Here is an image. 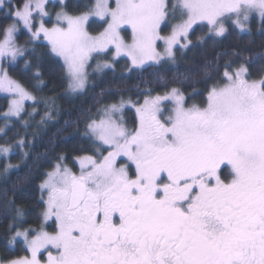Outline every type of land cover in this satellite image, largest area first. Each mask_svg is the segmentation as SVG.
<instances>
[{
  "label": "rangeland",
  "instance_id": "374dc122",
  "mask_svg": "<svg viewBox=\"0 0 264 264\" xmlns=\"http://www.w3.org/2000/svg\"><path fill=\"white\" fill-rule=\"evenodd\" d=\"M66 1L28 0L13 13L14 21L0 41V96L9 99V107L2 117L18 119L26 104L37 101L32 93L8 76L5 67L23 55L24 49L15 42L22 28L34 40L47 43L63 61L68 76L67 91L75 96L85 93L91 78L113 68L119 59H128L133 69L173 61L175 49H186L190 45L189 34L196 25H206L214 36L222 37L226 33L225 20H232L244 31L251 16L264 15V0H170L171 5L169 0H94L88 12L71 16L61 11L54 24L48 26L46 21L51 17L47 6ZM7 2L9 0H0V9L5 8ZM93 20L105 24L97 35L88 31ZM165 24L170 26L168 35L162 34ZM125 32L129 33L128 40ZM128 111L135 114V127L128 123ZM208 121H211L212 131H209L211 138L206 139L232 152L228 161L247 170L248 176L244 177L251 179V189L247 188V180L245 186L241 185L243 179L239 180L238 188L235 181L231 182V189L220 179L214 181L212 171L221 164L215 157H206L205 170H202L197 164L190 166L184 156L162 153L181 154L185 144L180 145L178 139L180 127L190 131L192 135H189L200 142L199 133L194 131ZM88 132L97 143L95 153L76 158L77 169L67 165L64 158L55 164L41 185L45 202L41 227L15 236L16 240L26 243L28 255L0 264H36L40 253L46 250L52 258L65 251L68 253L66 262L53 264H80L79 251L74 248V242L80 240L72 238V228L67 225L68 219H77L70 206L71 187L81 182L104 189L106 193L116 178L131 189L136 183V177L127 180L131 178V167L138 173L136 167L149 162V153L155 150L162 153L159 156L162 161L153 160L152 165L158 173L163 171L155 199L164 208L176 210L185 217L203 215L204 221L199 223L195 233L206 242L197 240L200 243L194 246V263L215 264L219 259L217 250L208 246L213 242L234 250L240 248L232 253L237 258L229 259V264H242V255L248 256L249 262L256 261L264 247V218L259 215L252 218L244 211L250 202V207L258 209L254 201L259 200L255 193L259 187L264 194V77L251 79L243 66L227 72L225 82L211 91L205 109L186 107L184 97L176 89L164 94L147 92L136 101L121 100L104 107L98 117L88 123ZM7 153L0 146V156ZM141 168L138 182L146 179L149 164ZM239 188L242 190L236 192ZM98 197V193L93 194L92 203L98 202ZM214 206L222 212L216 221ZM91 208L94 215L98 207ZM51 225L54 233L48 229ZM79 230L76 229L77 233ZM86 262L88 260L84 259ZM259 264L264 262L260 260Z\"/></svg>",
  "mask_w": 264,
  "mask_h": 264
},
{
  "label": "trees",
  "instance_id": "16d2710c",
  "mask_svg": "<svg viewBox=\"0 0 264 264\" xmlns=\"http://www.w3.org/2000/svg\"><path fill=\"white\" fill-rule=\"evenodd\" d=\"M27 1L9 0L6 7L0 9V41L14 21L13 13L23 8ZM93 4L94 0L50 3L46 9L51 18L46 23L52 26L61 11L71 16L82 15ZM224 25L226 33L222 37L214 36L206 25H196L189 34L190 45L186 49H175L173 61L133 69L128 59H119L113 68L93 76L85 93L75 96L67 91L68 76L63 61L47 43L34 40L24 28L19 30L16 43L24 49L23 55L5 67L8 76L32 93L37 101L26 104L20 118L8 119L2 115L9 107V99L0 96V146L9 151L6 156H0L1 263L28 255L26 243L16 240L15 236L19 232H30L41 227L45 213L41 185L47 173L63 158L67 165L77 169L76 158L95 153L98 146L88 132V123L98 117L104 107L121 100H140L147 92L164 94L176 89L184 97L186 107L205 109L211 91L225 82L227 72L243 66L251 79L264 77V15L251 16L244 31L232 20H225ZM104 28L105 24L97 21L88 25V31L93 35L101 33ZM169 29L170 26L165 24L162 34L168 35ZM124 34L128 40L129 33ZM127 118L128 123L135 127L137 119L133 111L127 112ZM212 154L217 155L210 152L204 159L197 156L200 162L198 169L205 170L206 157H213ZM223 164L212 171L213 180L220 176V182L226 187L231 189V182L235 181L238 188L239 180L248 176L247 170L236 163L227 167ZM249 183L247 188L251 189ZM241 185L245 186V181ZM241 190L239 188L236 192ZM262 192V187L255 192L259 198L257 202L254 201L258 209L250 207V202L249 208L244 211L247 216L253 218L259 215L264 218ZM53 228L51 225L48 229L53 232ZM202 241L206 242L203 238ZM208 246L217 250V258L226 259L225 264H229V259L235 260L237 257L233 256V252L240 250L229 247V255H223L221 247L225 246L215 242ZM225 253H228L227 248ZM258 253L254 262H249V257L244 255L240 262H264V247Z\"/></svg>",
  "mask_w": 264,
  "mask_h": 264
},
{
  "label": "flooded vegetation",
  "instance_id": "af4514ba",
  "mask_svg": "<svg viewBox=\"0 0 264 264\" xmlns=\"http://www.w3.org/2000/svg\"><path fill=\"white\" fill-rule=\"evenodd\" d=\"M202 126L200 130L194 131V133H199L200 142L189 135L190 131L180 127L178 139L181 141L180 145L185 144L181 154L165 151L162 153L184 156V160H188L190 166H195L200 163L197 156L204 159L207 153L216 152L218 155L212 154L211 156L224 163V167L235 164L233 161H228L227 157H231L230 152L206 139L211 138L209 137V131H212L211 121L207 124L203 123ZM198 145L204 150L198 151L200 147ZM162 153L158 150L150 152L149 162L145 161L139 165L140 167H136L138 173H141V166L145 168L147 163L149 164V171H146L144 177L146 179L138 182L140 174L138 175L135 168L131 167L129 171L131 178L127 180H135L136 177V183L131 186V189L116 178L106 193L104 189L94 188L91 185L86 186V195L82 204L72 209L77 219L71 218L67 222V225L72 228V238L80 240L74 242L75 251H79L80 264H195L194 246L200 243L198 239H202L196 235L195 231L198 230L199 223L204 221L203 215L199 213L198 216L185 217L176 210L164 208L155 199L163 171L158 173L159 171L155 170L152 164L153 160L160 162L159 156ZM242 179L251 181L244 176ZM72 191L73 187H71L70 197ZM97 193L99 194L98 202L92 203L91 196ZM96 206L98 210L93 215L94 209L91 207ZM214 208L213 213L216 220L220 215V210L219 207L214 206ZM188 212H192L190 208ZM77 228H80L78 233ZM51 236L56 239L54 235ZM60 247L65 249L62 245ZM221 249L224 251L223 255H228L225 253L226 248L221 247ZM230 249L228 247L227 251L229 252ZM67 254L65 251L61 256L52 258L48 257V250H46L40 253L36 264L64 263L67 261ZM84 259L88 262L84 263ZM227 262L229 263L228 260ZM225 263L226 259L223 260V257L215 261V264Z\"/></svg>",
  "mask_w": 264,
  "mask_h": 264
},
{
  "label": "water",
  "instance_id": "95a60500",
  "mask_svg": "<svg viewBox=\"0 0 264 264\" xmlns=\"http://www.w3.org/2000/svg\"><path fill=\"white\" fill-rule=\"evenodd\" d=\"M85 196V186L82 183H77L74 187V193L71 198V206L76 208L79 206L84 199Z\"/></svg>",
  "mask_w": 264,
  "mask_h": 264
},
{
  "label": "bare ground",
  "instance_id": "6f19581e",
  "mask_svg": "<svg viewBox=\"0 0 264 264\" xmlns=\"http://www.w3.org/2000/svg\"><path fill=\"white\" fill-rule=\"evenodd\" d=\"M16 148V147H15ZM12 149V148H11ZM9 152V151H8ZM8 154V153H7ZM11 154H12V152H11ZM65 155V154H64ZM6 170V169H5Z\"/></svg>",
  "mask_w": 264,
  "mask_h": 264
}]
</instances>
